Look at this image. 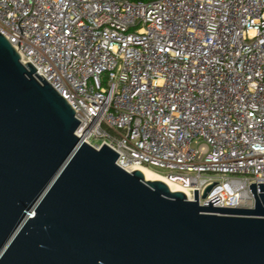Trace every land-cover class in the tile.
<instances>
[{"label":"built area","instance_id":"built-area-1","mask_svg":"<svg viewBox=\"0 0 264 264\" xmlns=\"http://www.w3.org/2000/svg\"><path fill=\"white\" fill-rule=\"evenodd\" d=\"M0 33L118 166L164 169L199 205L254 207L264 0H0Z\"/></svg>","mask_w":264,"mask_h":264},{"label":"water","instance_id":"water-1","mask_svg":"<svg viewBox=\"0 0 264 264\" xmlns=\"http://www.w3.org/2000/svg\"><path fill=\"white\" fill-rule=\"evenodd\" d=\"M35 70L0 33V264H264V183L203 206L129 172Z\"/></svg>","mask_w":264,"mask_h":264},{"label":"bare ground","instance_id":"bare-ground-1","mask_svg":"<svg viewBox=\"0 0 264 264\" xmlns=\"http://www.w3.org/2000/svg\"><path fill=\"white\" fill-rule=\"evenodd\" d=\"M133 169L140 170L142 172L144 178L147 180H154V179L161 180V181L166 183V185L170 188V190H173V191L174 190H180L187 195L185 189H183L180 185H178L176 182L168 179L167 177L163 176L162 174H160L159 172H157L153 169H150L144 165H135L133 167Z\"/></svg>","mask_w":264,"mask_h":264},{"label":"rangeland","instance_id":"rangeland-1","mask_svg":"<svg viewBox=\"0 0 264 264\" xmlns=\"http://www.w3.org/2000/svg\"><path fill=\"white\" fill-rule=\"evenodd\" d=\"M150 169L157 170L159 173H162V174H166V171L164 169H161V168L150 167Z\"/></svg>","mask_w":264,"mask_h":264}]
</instances>
